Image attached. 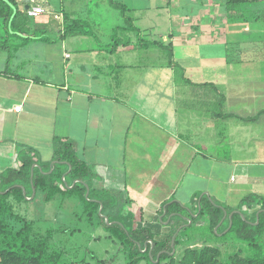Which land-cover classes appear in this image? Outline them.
<instances>
[{
  "label": "crops",
  "instance_id": "1",
  "mask_svg": "<svg viewBox=\"0 0 264 264\" xmlns=\"http://www.w3.org/2000/svg\"><path fill=\"white\" fill-rule=\"evenodd\" d=\"M17 1L22 12L29 7L30 0ZM113 2L130 13L145 6L140 0ZM148 3L154 13L134 14L126 24L138 32L116 31L117 25L108 31L87 21L98 29L62 39L63 12L83 19L65 11L64 4L53 10L44 1L40 5L49 14L31 19L28 28L32 35H50L51 44L43 35L28 42L30 37L11 36L0 21V164L19 147L53 161L59 141H68L92 170L95 186L119 197L115 181L146 197L153 196L150 187L161 186L157 199L148 200L155 205L137 215L153 231L178 228L179 233L192 226L205 197L221 200L216 232L232 226L235 215L251 221L261 207H242L243 200L264 198V79L256 64L264 61V29L250 22L264 21V2L245 6L251 21L245 10L229 17L225 0H163L162 8L154 7V0ZM115 36L130 46L111 52ZM154 42L171 48L172 61L188 82L177 79L161 45L145 46ZM241 67L251 68L241 74ZM169 177L178 181V191L187 186L193 195L176 189L166 195L160 181ZM34 196L35 191L30 199ZM171 201L181 210L170 217L163 206Z\"/></svg>",
  "mask_w": 264,
  "mask_h": 264
},
{
  "label": "trees",
  "instance_id": "2",
  "mask_svg": "<svg viewBox=\"0 0 264 264\" xmlns=\"http://www.w3.org/2000/svg\"><path fill=\"white\" fill-rule=\"evenodd\" d=\"M110 1L112 6L119 8L124 15L125 23L117 25L116 31L124 29L132 32L134 29L138 32V29L128 26L132 24V18L127 15L129 10L119 3H114L113 0ZM263 2L264 0H225L229 17L230 14L241 15L242 8H245L247 4ZM63 13L66 24L62 39L93 32V29H88L91 25L88 26L87 21L73 20L67 13ZM31 19L37 20L38 18H30L26 11L22 12L17 0H0V21L2 26L7 28V34L16 37H30L27 38V42L36 41L39 36L43 35L45 38L41 39L42 41L49 44L55 43L46 33L30 34L28 25ZM130 44L131 42L124 41V39L120 41L115 36L110 51H116L119 45L130 46ZM158 44L168 52L170 58L168 65L175 69L177 79L188 82L183 68L172 61L173 53L169 46L158 42L147 43L145 46ZM16 48L18 49V46ZM19 160L18 170L7 169L0 174V264H106L94 254L79 260L68 259L67 251L56 248L53 231L36 226L31 219L19 213L21 208L19 210L17 208L29 202L27 198L32 196L33 191H35L34 202L44 197L42 199L44 203L56 202L64 206L70 201L68 205L71 206L70 203L77 201L82 211V219L90 221V225L97 231L103 230L109 238L116 239L121 249L128 253L129 264L141 262H146V264H264V198L247 197L243 200L242 207L251 208L252 205L261 207L259 215L255 212L251 221L239 215H235L232 219L231 231L236 230L241 238L246 239L250 255L238 252L230 256L227 263H223L218 248L208 245L197 248L192 244H185L183 230L176 237L173 248L172 238L178 228L164 234V232L153 231L143 225L142 216H139L137 220L132 213L124 215L121 208L123 202L118 192L93 185L92 170L78 159L75 147L70 142L59 141L53 159L59 163L54 166L52 161L43 162L32 151L30 153L23 151ZM34 165L36 167L33 169L32 177ZM77 179L83 182L73 185ZM85 184L90 187L88 199ZM126 201L129 203L128 199ZM100 207H103L102 215L108 218V222L98 214ZM180 210L178 203H173L165 209L167 216L180 212ZM203 216L209 217L210 227L214 230L221 222L222 208L208 201L205 207L201 204L198 219ZM159 254L161 255L158 258Z\"/></svg>",
  "mask_w": 264,
  "mask_h": 264
},
{
  "label": "rangeland",
  "instance_id": "3",
  "mask_svg": "<svg viewBox=\"0 0 264 264\" xmlns=\"http://www.w3.org/2000/svg\"><path fill=\"white\" fill-rule=\"evenodd\" d=\"M44 1L49 2L50 4L49 6L53 10H57L59 7L63 6L64 4L65 11H70V13L77 16L78 19L90 21L92 22V24L95 23L99 24L102 28L106 26L108 31L112 30L115 25H121L125 23L123 13L121 12L120 9L114 8L110 0H38V3L43 4ZM62 1L65 2L63 3ZM140 1L145 4L144 8L139 9L133 13L129 12L130 13L128 15L129 17L131 18L134 17V14L136 16H139L140 14L145 15L148 14V12L151 13L150 11L152 10L151 9L147 10L146 8V4L151 3V2L148 3L150 0H140ZM152 4L156 8L164 7L163 0H154V3ZM248 7L251 10V5H248ZM244 9H245L244 16L246 18H249L248 20L251 21L252 20V15L250 16L251 13H248L246 11V8H242V10ZM152 12L154 13V11ZM262 19H263L262 17L258 18L257 21L255 22L251 21L250 24L257 25L258 28L262 30L264 29V21L262 22ZM247 26L249 27L250 25ZM92 28L98 29V27H93V26H90L88 29L90 30ZM122 35L124 34L121 33L118 36H122ZM144 40L151 41V38L146 37L144 38ZM242 48H245V46L242 45ZM44 50L45 49L41 48L39 52H42ZM163 59L164 58H161L158 61L161 63L162 61H164ZM256 64L262 70V77L264 79V61H259ZM250 68H247V70H245L244 68L241 67V69L239 70L241 74H244V72L249 71ZM22 152L23 151L19 147L17 149V152H15L16 154H14L13 158H8V159L4 158V161L2 162V164H0V166L6 167L7 169L9 167V169L18 170L20 168L18 164L20 161L19 156L22 154ZM17 161L18 163L16 164ZM53 162L54 161H52V163ZM4 171H0V174ZM177 182L178 181L172 177L171 178L169 177V179H166L163 182L160 181V183L165 185L164 187L165 189L162 191L165 192V194L169 195L170 197L171 193L175 189L178 191V188H176ZM114 184L118 185V187L116 186L117 189L116 188L114 189L119 191V194L121 195V202H123L121 206L123 210L122 213L124 215H128L132 213V215H134V217L136 218L140 212L139 210L140 208L155 205L148 202V200L157 199V197L154 196H156L161 192V191L158 192L161 186L158 187L155 184L154 186L148 189V191L149 190L153 191L152 192L153 196L146 197L139 194L136 195L135 192L132 190L133 188L120 186V181H115ZM138 189H140V187ZM87 192H88V188H87ZM87 192H86V198L88 199ZM186 192H189V194H187ZM182 193H185V196L193 195V192L189 190L187 186L181 187L179 189L178 194L181 195ZM197 197L198 200H201L202 194L201 193L198 194ZM42 199H44V197H41V199H38L37 201L34 202L33 199L27 198L29 202L23 203L21 206L17 208V210L21 208L20 212L19 211L18 212L26 216L27 219H31L36 224V226L44 230L49 228L50 231H53V239L55 241L56 248L67 251L68 259L79 260L81 258L87 257L88 255L91 256V254H94L100 259L104 260L106 264H129L128 253L125 250L121 249V245L116 239H112V237L109 238L108 235L103 230L97 231L93 226L90 225V221H86L85 218L82 219L83 218L81 217L82 211L77 201L76 203L73 202V204L70 203L71 206L68 205L70 201H68V203L66 202L64 206H62L63 204H57L56 202L50 204L44 203ZM127 199L129 203L127 202L126 204L125 202ZM217 199L219 201L214 200L216 204L213 202L215 206H218V204H220L221 202V200L218 197ZM207 202H208L207 198L205 197L204 202L202 203L203 207L206 206ZM156 203L159 204V202ZM167 203H169V205ZM167 203L163 206L164 209L173 204L172 201L171 203L170 202ZM192 204L190 203L189 206L192 209H194ZM193 211H195V209ZM188 212L189 211L186 212V210H183L182 214H188ZM98 214L103 216L101 207ZM103 217L105 218V216ZM164 219H166L164 224L167 225V227L169 228L170 218L165 217ZM231 227L232 226L223 227L216 232L215 230L211 229L210 220L208 216H203L200 217L199 219L196 218L194 219V223L192 226H188L185 229H183V236H185L184 243L192 244L194 247L197 248H201L205 245L218 248L221 252V260L223 263H227L230 256L238 252L239 253L242 252L245 255H250V252L248 251L249 246L246 239L241 238L236 230L231 231ZM179 233L176 232V234L173 236L172 244L174 238L177 237ZM89 252L90 254H88ZM139 264H146V262H141Z\"/></svg>",
  "mask_w": 264,
  "mask_h": 264
},
{
  "label": "built area",
  "instance_id": "4",
  "mask_svg": "<svg viewBox=\"0 0 264 264\" xmlns=\"http://www.w3.org/2000/svg\"><path fill=\"white\" fill-rule=\"evenodd\" d=\"M30 3L31 4L26 10V13L30 18H39L49 14V12L39 3H37L36 0H31ZM60 17L61 16H59L58 14H54L55 19H60ZM16 109L19 110V108Z\"/></svg>",
  "mask_w": 264,
  "mask_h": 264
},
{
  "label": "water",
  "instance_id": "5",
  "mask_svg": "<svg viewBox=\"0 0 264 264\" xmlns=\"http://www.w3.org/2000/svg\"><path fill=\"white\" fill-rule=\"evenodd\" d=\"M33 169H34V167L32 168V177H33ZM102 209H103V207H101V211H102ZM105 221L108 222V218H107V217H105ZM231 225H232V222H231ZM175 239H176V237L174 238V241H173V244H172V247H173V248H174V246H175ZM150 254H151V253H150ZM160 255H161V254L158 255V258L160 257Z\"/></svg>",
  "mask_w": 264,
  "mask_h": 264
},
{
  "label": "clouds",
  "instance_id": "6",
  "mask_svg": "<svg viewBox=\"0 0 264 264\" xmlns=\"http://www.w3.org/2000/svg\"><path fill=\"white\" fill-rule=\"evenodd\" d=\"M30 1H31V0H30ZM36 2L38 3V1H36ZM29 5H30V4H29ZM27 9H28V8H27ZM27 9H26V10H27ZM26 10H25V11H26Z\"/></svg>",
  "mask_w": 264,
  "mask_h": 264
}]
</instances>
